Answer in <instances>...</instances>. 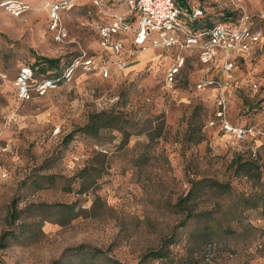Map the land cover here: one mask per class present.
Returning <instances> with one entry per match:
<instances>
[{
	"label": "rangeland",
	"instance_id": "374dc122",
	"mask_svg": "<svg viewBox=\"0 0 264 264\" xmlns=\"http://www.w3.org/2000/svg\"><path fill=\"white\" fill-rule=\"evenodd\" d=\"M21 1L18 15L0 4V264H264V137L238 142L209 125L213 90L195 86L196 55L150 49L119 69L98 45L91 0L59 11L64 36L51 24L57 0ZM187 1L207 23L245 12L259 31V49L237 59L227 119L264 130V0ZM176 55L184 66L167 86ZM40 57L60 68L36 81L59 80L20 100L18 68ZM98 117L113 127L86 132ZM242 152L260 183L236 175ZM168 240L166 257L143 259Z\"/></svg>",
	"mask_w": 264,
	"mask_h": 264
},
{
	"label": "built area",
	"instance_id": "2783aa9c",
	"mask_svg": "<svg viewBox=\"0 0 264 264\" xmlns=\"http://www.w3.org/2000/svg\"><path fill=\"white\" fill-rule=\"evenodd\" d=\"M80 0H57L50 4L51 24L54 29L60 25L59 11L70 9ZM103 17L93 23L100 49L108 54L109 62L119 69L134 64L136 56L150 49L161 51L179 50L196 55L202 65V73L196 81V88L213 90V116L209 122L219 124V131L235 141L264 137V130L255 125H234L227 119L230 93L234 90L232 74L238 58L246 60L260 47L261 35L252 29L249 15L242 12L236 21L222 23L200 22L202 10L181 8L176 0H91ZM14 15L28 8L21 0H2ZM123 9V10H122ZM58 34L66 33L61 28ZM188 53L189 55H192ZM77 62V61H75ZM185 56L176 55L166 69L164 82L171 86L180 75ZM86 68H91L92 58L81 60ZM76 63H69L63 73L71 76ZM103 70L107 73L106 69ZM58 78H45L36 81L32 70L22 65L15 76V87L20 100H28L32 93L44 94L54 88ZM256 87V85H254ZM7 147L0 145V153ZM6 176V171L1 170Z\"/></svg>",
	"mask_w": 264,
	"mask_h": 264
},
{
	"label": "trees",
	"instance_id": "16d2710c",
	"mask_svg": "<svg viewBox=\"0 0 264 264\" xmlns=\"http://www.w3.org/2000/svg\"><path fill=\"white\" fill-rule=\"evenodd\" d=\"M176 2L179 4L178 0H176ZM185 2L187 4L186 7L193 8V7L190 6V4L188 3L187 0H185ZM202 15H203V11H202ZM228 15H229V13H228ZM199 21L200 22L202 21V22H204V24H207V25L210 24V23H207L206 20L202 16V18H199V19H195L194 20V25L196 27L200 25L199 24L200 23ZM23 65H27V64H23ZM27 66H29L31 68L32 73H33V76L35 78L37 72L45 73V72H48V71H51V70L57 72L59 70V68H60V63H59V61L57 59H47V58H44V57H40L39 60L36 61L34 64L27 65ZM131 66H129V67H131ZM129 67H127V68H129ZM19 68H18V70H19ZM127 68H125V69H127ZM45 78H53V76H46L43 79H45ZM102 127H113L112 121L110 119H106L105 120V119H100L98 117V119H96L95 121H92L91 124L87 125L86 132H88L90 134H94V133H97L98 130L100 128H102ZM256 139H258V138H253L251 140H253L255 142H258V140H256ZM257 146H259V145H257ZM240 156L242 158H245V159H242L240 157L239 158V161H236L235 162V165H236V167H235V173H236V175H242V176H246L247 178H253V179L255 178V180H257L260 183L261 174H262V167H261V165L258 164L254 159L250 158V156H248V155L246 156L244 154V152H242ZM191 182H193V183H196V182L197 183H200L202 181H191ZM260 184H263L264 185V182L263 183H260ZM250 206L251 207H255L256 206V203H253ZM172 242L173 241L168 240L164 246H161V247H159L156 250L149 251L146 255L143 256V259H145L147 257H149L150 259H161V258L166 257L167 256V253H168V250H169L168 249V246H169V244H172ZM138 264H145V262L142 260Z\"/></svg>",
	"mask_w": 264,
	"mask_h": 264
},
{
	"label": "crops",
	"instance_id": "0c3cea01",
	"mask_svg": "<svg viewBox=\"0 0 264 264\" xmlns=\"http://www.w3.org/2000/svg\"><path fill=\"white\" fill-rule=\"evenodd\" d=\"M230 96H231V93H230Z\"/></svg>",
	"mask_w": 264,
	"mask_h": 264
}]
</instances>
